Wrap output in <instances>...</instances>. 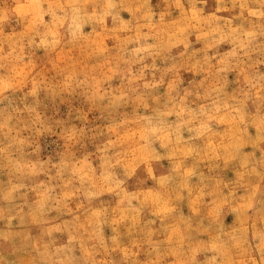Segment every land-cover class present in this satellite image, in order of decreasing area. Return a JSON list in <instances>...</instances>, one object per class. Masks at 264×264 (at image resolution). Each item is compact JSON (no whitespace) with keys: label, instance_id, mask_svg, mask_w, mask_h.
<instances>
[{"label":"rangeland","instance_id":"1","mask_svg":"<svg viewBox=\"0 0 264 264\" xmlns=\"http://www.w3.org/2000/svg\"><path fill=\"white\" fill-rule=\"evenodd\" d=\"M0 264H264V0H0Z\"/></svg>","mask_w":264,"mask_h":264}]
</instances>
